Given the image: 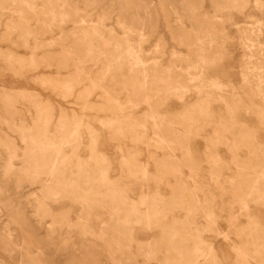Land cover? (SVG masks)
I'll use <instances>...</instances> for the list:
<instances>
[{"label": "rangeland", "instance_id": "rangeland-1", "mask_svg": "<svg viewBox=\"0 0 264 264\" xmlns=\"http://www.w3.org/2000/svg\"><path fill=\"white\" fill-rule=\"evenodd\" d=\"M263 181L264 0H0V264H264Z\"/></svg>", "mask_w": 264, "mask_h": 264}, {"label": "bare ground", "instance_id": "bare-ground-1", "mask_svg": "<svg viewBox=\"0 0 264 264\" xmlns=\"http://www.w3.org/2000/svg\"><path fill=\"white\" fill-rule=\"evenodd\" d=\"M252 45H253V44H252ZM255 48H256V47H255ZM201 57H202V56H201ZM202 58H203V57H202ZM117 61H118V60H117ZM199 62H200V61H199ZM200 63H201V62H200ZM170 64H171V63H170ZM202 66H203V65H202ZM130 67H131V66H130ZM139 68H140V67H139ZM194 68H195V67H194ZM142 74H143V73H142ZM201 81H202V80H201ZM100 85H101V84H100ZM184 85H185V84H184ZM92 86H93V85H92ZM194 87H195V86H194ZM202 87H203V86H202ZM184 88H185V87H184ZM197 88H198V87H197ZM96 89H97V88H96ZM96 89H95V90H96ZM204 92H205V91H204ZM92 93H93V92H92ZM79 95H80V94H79ZM91 95H92V94H91ZM202 97H203V96H202ZM211 97H212V96H211ZM97 98H98V97H97ZM203 99H204V98H203ZM146 101H147V100H146ZM146 101H145V102H146ZM114 102H115V101H114ZM129 103H130V102H129ZM206 107H207V105H206ZM206 107H205V108H206ZM88 108H89V107H88ZM205 108H204V109H205ZM206 109H207V108H206ZM206 109H205V110H206ZM206 114H207V113H206ZM23 118H24V117H23ZM154 120H155V119H154ZM220 123H221V122H220ZM73 135H74V134H73ZM92 135H93V134H92ZM41 138H42V137H41ZM71 138H72V137H71ZM35 142H36V141H35ZM47 144H48V143H47ZM210 146H211V145H210ZM168 148H169V147H168ZM208 149H209V148H208ZM206 150H207V149H206ZM172 153H173V152H172ZM251 155H252V154H251ZM57 160H58V159H57ZM56 162H57V161H56ZM176 162H177V161H176ZM210 163H211V162H210ZM178 165H179V164H178ZM214 165H215V164H214ZM55 166H56V165H55ZM54 170H55V168H54ZM53 172H54V171H53ZM261 175H262V174H261ZM51 177H52V176H51ZM261 177H262V176H261ZM212 180H213V179H212ZM192 181H193V180H192ZM263 182H264V181H263ZM235 185H236V184H235ZM85 191H86V190H85ZM250 191L252 192V190H250ZM251 192H250V193H251ZM250 193H249V194H250ZM197 200H198V199H197ZM244 200H245V199H244ZM251 200H252V199H251ZM101 205H102V204H101ZM106 205H107V204H106ZM88 207H89V206H88ZM214 215H215V214H214ZM116 217H117V216H116ZM40 219H41V217H40ZM42 219H43V218H42ZM236 221H237V220H236ZM81 227H82V226H81ZM81 227H80V228H81ZM70 229H71V228H70ZM82 229H83V227H82ZM82 229H81V230H82ZM66 231H67V230H66ZM129 238H130V237H129ZM63 239H64V238H63ZM77 240H79V239H77ZM78 242H79V241H77V245H78ZM80 242H81V241H80ZM120 243H121V242H120ZM78 246H79V245H78ZM78 248H79V247H78ZM78 250L80 251V249H77V251H78ZM73 251H74V250H73ZM254 252H255V251H254ZM204 253H205V252H204ZM243 253H244V252H243ZM239 254H240V253H239ZM62 255H63V254H62ZM70 255H71V253H70ZM81 255H82V254H81ZM242 255H243V254H242ZM243 256H244V255H243ZM259 256H260V255H259ZM64 257H65V256H64ZM197 257H198V256H197ZM257 257H258V256H257ZM243 258H244V257H243ZM261 258H262V257H260L259 259H261ZM59 262H60V261H59Z\"/></svg>", "mask_w": 264, "mask_h": 264}]
</instances>
